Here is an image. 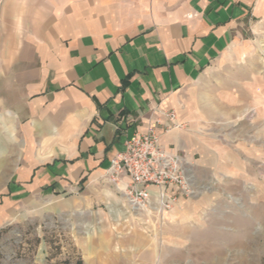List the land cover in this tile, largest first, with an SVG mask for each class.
<instances>
[{"label":"crops","instance_id":"obj_1","mask_svg":"<svg viewBox=\"0 0 264 264\" xmlns=\"http://www.w3.org/2000/svg\"><path fill=\"white\" fill-rule=\"evenodd\" d=\"M164 112L160 147L196 176L260 153L264 0L0 1L6 204L116 199L111 159Z\"/></svg>","mask_w":264,"mask_h":264},{"label":"rangeland","instance_id":"obj_2","mask_svg":"<svg viewBox=\"0 0 264 264\" xmlns=\"http://www.w3.org/2000/svg\"><path fill=\"white\" fill-rule=\"evenodd\" d=\"M11 146L0 136V264H264V139L238 168L196 176L183 160L192 191H174L162 214L133 213L123 192L89 210L47 196L6 204ZM110 236L114 254L100 246Z\"/></svg>","mask_w":264,"mask_h":264},{"label":"built area","instance_id":"obj_3","mask_svg":"<svg viewBox=\"0 0 264 264\" xmlns=\"http://www.w3.org/2000/svg\"><path fill=\"white\" fill-rule=\"evenodd\" d=\"M162 116L164 121L151 124L146 132L125 137L123 150L110 161L111 178L117 181L126 176L129 180L123 193L133 213L153 210L162 214L176 204L174 191L187 196L192 191L183 159L159 144L158 131L166 133L181 125L172 112Z\"/></svg>","mask_w":264,"mask_h":264}]
</instances>
